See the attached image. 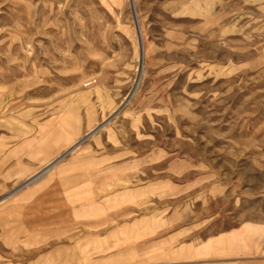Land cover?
Returning <instances> with one entry per match:
<instances>
[{"label":"rangeland","instance_id":"obj_1","mask_svg":"<svg viewBox=\"0 0 264 264\" xmlns=\"http://www.w3.org/2000/svg\"><path fill=\"white\" fill-rule=\"evenodd\" d=\"M135 263L264 264V0H0V264Z\"/></svg>","mask_w":264,"mask_h":264},{"label":"crops","instance_id":"obj_2","mask_svg":"<svg viewBox=\"0 0 264 264\" xmlns=\"http://www.w3.org/2000/svg\"><path fill=\"white\" fill-rule=\"evenodd\" d=\"M78 144L80 143L79 141L77 142ZM74 143L72 145H69L65 151L60 154L58 157H56L54 160L50 161L47 163V167L44 169L45 171L42 173V171H39L37 173V175H35V179L33 178L29 183H33L35 182L38 178H40V176H43L44 174H47L48 170L51 168V166L56 163L57 161H59L63 156H65L70 150L74 149L78 144ZM77 144V145H76ZM76 145V146H75ZM47 171V172H46ZM41 173V174H40ZM35 174V173H33ZM37 176V177H36ZM15 234L12 233L11 236H14ZM68 259H74L75 257V252L73 251V249L70 246L67 245H61L58 247H54L49 249L48 251H46L42 256L43 257H48V258H59L61 256H65ZM135 264H139V263H135Z\"/></svg>","mask_w":264,"mask_h":264},{"label":"bare ground","instance_id":"obj_3","mask_svg":"<svg viewBox=\"0 0 264 264\" xmlns=\"http://www.w3.org/2000/svg\"><path fill=\"white\" fill-rule=\"evenodd\" d=\"M47 172V171H46ZM41 174V173H40ZM37 177V176H36Z\"/></svg>","mask_w":264,"mask_h":264},{"label":"water","instance_id":"obj_4","mask_svg":"<svg viewBox=\"0 0 264 264\" xmlns=\"http://www.w3.org/2000/svg\"><path fill=\"white\" fill-rule=\"evenodd\" d=\"M85 139V138H84Z\"/></svg>","mask_w":264,"mask_h":264}]
</instances>
